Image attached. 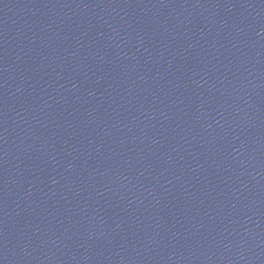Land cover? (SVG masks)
<instances>
[{
  "label": "water",
  "instance_id": "obj_1",
  "mask_svg": "<svg viewBox=\"0 0 264 264\" xmlns=\"http://www.w3.org/2000/svg\"><path fill=\"white\" fill-rule=\"evenodd\" d=\"M0 264H264V0H0Z\"/></svg>",
  "mask_w": 264,
  "mask_h": 264
}]
</instances>
